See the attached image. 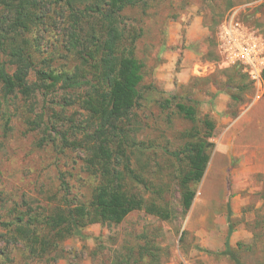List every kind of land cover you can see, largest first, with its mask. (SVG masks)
<instances>
[{
    "label": "rangeland",
    "instance_id": "374dc122",
    "mask_svg": "<svg viewBox=\"0 0 264 264\" xmlns=\"http://www.w3.org/2000/svg\"><path fill=\"white\" fill-rule=\"evenodd\" d=\"M51 2L57 4H50L32 35L39 48L36 69L47 70L40 62L49 59L56 73H72L80 61L66 50L70 10L64 1ZM91 2L76 0V9ZM231 19L257 31L264 43V0H138L121 13L126 36L139 37L133 55L143 67L138 107L122 125L125 156L155 191H144L129 176L126 184L147 203L167 208L170 219L132 212L117 226L86 227L83 238L66 239L42 259L11 239L14 228L0 227V264H233L221 255L227 240L242 264H264L263 87L228 67L218 52V28ZM95 23V15L82 20L81 39ZM87 89L57 87L26 99L4 98L0 88V223L37 218L64 197L71 205L89 202L98 184L85 165L89 153L62 142L64 136L81 141L96 130L81 106ZM178 105L191 108L193 119L184 118ZM226 132L233 155L225 164L217 145ZM199 140L211 145L210 159L192 186L194 207L184 213L177 179L189 145Z\"/></svg>",
    "mask_w": 264,
    "mask_h": 264
},
{
    "label": "trees",
    "instance_id": "16d2710c",
    "mask_svg": "<svg viewBox=\"0 0 264 264\" xmlns=\"http://www.w3.org/2000/svg\"><path fill=\"white\" fill-rule=\"evenodd\" d=\"M59 1H64L70 10L65 18L69 25L66 50L80 61L72 73H56L50 69L49 59L40 62L47 70L36 69L39 48L32 35L44 24L43 18L49 12L50 4L57 3L51 0H0V88L3 97L19 94L29 99L38 92L49 94L57 87L75 90L88 86L81 106L96 126V130L84 135L81 141L68 142L65 136L62 138L65 146L84 148L89 153L86 168L98 179L89 202L71 205L64 197L61 205L45 210L37 218L23 215L13 222L0 223L4 230L14 228L11 239L23 242L28 253L36 259L44 258L68 238H83L82 231L88 226H117L132 212L144 211L162 221L171 217L167 208L147 203L126 184L129 176L144 191H155L153 185L128 166L125 156L127 131L122 126L141 98L139 87L143 67L133 55V45L139 37H131V32L126 36V31L121 28V13L136 6L138 0H92L80 11L76 9V0ZM92 15L96 16L97 23L90 27L91 34L83 40L80 38L81 22ZM31 76L33 83H29ZM262 83L264 99V71ZM176 108L184 118L193 119L191 108L182 105ZM205 126L213 129L208 123ZM114 143L116 146L112 148ZM210 148L206 141L199 140L189 145L184 156V167L177 179L179 204L184 213L192 206L195 198L192 186L204 176ZM120 160L127 161V164L123 162V169L119 171ZM231 216V209L227 206V237L232 233ZM221 255L233 264H242L230 250L228 240Z\"/></svg>",
    "mask_w": 264,
    "mask_h": 264
},
{
    "label": "built area",
    "instance_id": "2783aa9c",
    "mask_svg": "<svg viewBox=\"0 0 264 264\" xmlns=\"http://www.w3.org/2000/svg\"><path fill=\"white\" fill-rule=\"evenodd\" d=\"M216 38L225 64L237 68L254 87L261 89L264 43L259 33L231 19L218 28Z\"/></svg>",
    "mask_w": 264,
    "mask_h": 264
},
{
    "label": "crops",
    "instance_id": "0c3cea01",
    "mask_svg": "<svg viewBox=\"0 0 264 264\" xmlns=\"http://www.w3.org/2000/svg\"><path fill=\"white\" fill-rule=\"evenodd\" d=\"M226 140H228V132L222 134V137L219 140V144L217 145V152H218L217 155L220 157L219 163L225 162L226 164L227 156L233 155V148L230 146L229 141ZM193 207H194V203H193Z\"/></svg>",
    "mask_w": 264,
    "mask_h": 264
}]
</instances>
